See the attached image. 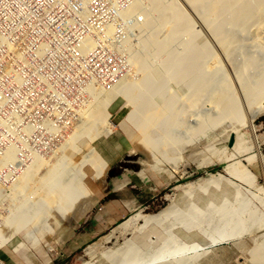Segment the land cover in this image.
Segmentation results:
<instances>
[{
    "label": "rangeland",
    "instance_id": "374dc122",
    "mask_svg": "<svg viewBox=\"0 0 264 264\" xmlns=\"http://www.w3.org/2000/svg\"><path fill=\"white\" fill-rule=\"evenodd\" d=\"M185 2L163 1L160 10L169 11L170 26L166 23L161 29L157 25L151 29L155 41L146 47L149 63L156 71L160 62L163 75L158 79V71L149 72L143 81V94L141 91L135 94L134 108L125 96L116 95L109 105L106 123L95 127L90 141L83 136L87 135V127L79 112L84 111L95 86L80 80L67 82L61 76L67 43L63 48L54 44L50 38L52 25L42 18L39 22L33 15V9L40 12L44 8L36 6L33 0H0V236L7 237H0L1 263L254 264L249 250L264 235V112L252 121L249 118L264 95V46L260 43L264 41V29L256 25L257 29L261 28L259 32L252 27L257 23L254 9L251 15L237 10L230 14L229 21L223 18L226 23L222 18L217 19V24L222 21L227 26L226 29L222 24L217 25L221 29L215 31H220L218 35L214 30L210 32L205 21L198 17L197 13L203 10ZM180 9L191 15L188 18L192 17L193 30L188 26L186 36L174 30L171 22ZM244 17L248 23L242 22ZM254 29L255 34H263L257 37ZM61 32L76 34L68 29ZM164 32L172 34L173 40L160 53L154 47ZM234 38L241 41L235 43ZM255 39H259L260 45ZM139 42L133 50L137 53L147 44L145 38ZM102 53L93 49L94 62L87 69L89 73H94L98 58L103 63ZM247 63L253 64L246 70L248 75L241 76L247 79L237 80L239 65ZM102 70L107 67L103 66ZM134 70L126 77H134ZM219 74L220 79H225L214 82ZM226 77L227 86L222 89ZM251 93L259 100L253 99ZM192 95L198 98L196 104ZM137 100L141 103L137 104ZM191 101L195 106H191ZM113 103L119 108L115 114L110 110ZM229 113L233 114L231 118ZM153 114L154 118L159 117L154 122ZM230 136L234 137L232 146L228 145ZM144 142L150 148L146 149ZM73 144L84 152L81 164L80 161L66 163L64 153ZM92 149L109 162L106 176L101 180L91 177L93 170L87 165ZM215 165L221 167L196 175L197 171ZM46 169L52 170L51 187L55 191L78 192L80 197L65 199L66 207L72 206V210L63 218L54 209L45 208L46 199L53 197L45 190L40 193L38 205H31L35 196L31 197L27 191L51 171ZM25 176L29 188L28 183L24 186L28 190H23L17 182ZM37 176L41 177L37 179ZM84 181L93 193L92 199L84 198L85 191L80 192ZM98 188L112 190L123 201L132 200L136 207L120 223L82 244L78 221L94 212ZM85 199L90 208L79 218L73 217ZM43 208L49 217L41 226L42 216L46 214H39ZM19 209H23L20 213L24 211L27 218L15 216ZM34 217H38L35 222ZM41 228L44 231H39ZM112 252L114 256L109 255Z\"/></svg>",
    "mask_w": 264,
    "mask_h": 264
},
{
    "label": "bare ground",
    "instance_id": "6f19581e",
    "mask_svg": "<svg viewBox=\"0 0 264 264\" xmlns=\"http://www.w3.org/2000/svg\"><path fill=\"white\" fill-rule=\"evenodd\" d=\"M163 1H165V0H136L135 1V3H134V5L132 6V8L130 9V11H133V12H142V14H143V17H142V20L139 22V21H136V28L138 29V31L136 32L137 33V35H136V42H135V45H128L127 46V51H128V56H129V64L131 65V71H130V73H132V71H133V68L135 69L134 71H136L135 72V76L134 77H131V78H129L130 76H132V75H130V76H128V77H123L121 80H119L117 83H115V84H112V85H110V86H105V87H99V88H97V89H94V90H92L90 93H89V98H88V101H87V103H86V105L84 106V111L82 110V113L81 112H79L80 114H82V117H83V121L85 122V124H86V133H87V135L86 134H83V136H85L88 140H90L91 139V137H90V135H92L93 134V131H94V129H95V127L98 125V124H103V123H106V118H107V116H108V108H109V105L111 104V102H112V100H113V98L116 96V95H121V96H125L126 98H127V100H128V102H129V104H133V102H134V99L135 98H137V97H135L136 95V93L138 92V91H141V95L143 94V86L145 85V84H143V81H144V78L146 77V76H148L149 75V72L150 73H152V72H154V73H156V71H158V73L160 74L159 76H157V78L158 79H160V77H161V75H163V74H161V71H162V67L163 66H161V64H160V62H159V68L158 69H156V71L154 70V68H153V65H150V63H149V53H148V51L146 50L147 48L146 47H148L149 46V44H153V42L155 41V38H154V32H151V29H152V27L153 26H155V25H157L158 26V29H161V27H163L164 25H166V23H168V21H167V16H168V14H169V11L168 10H166V11H164V12H161V10H160V5H161V3H163ZM187 3H189V6L190 5H192L193 4V6L195 7V9L197 8H200V10H203L201 13H200V11L197 13V14H199V16L198 17H201V19H203L204 21H205V23H206V25H207V27L210 29L209 31L210 32H212L213 30H214V33H217V32H215V31H217V30H221V29H217L216 28V26L217 25H220V24H222V26L224 25L223 24V22L222 21H224V19H226L227 18V20H228V18L229 17H231V15L230 14H232V13H235L237 10H239L241 13H243L244 11V13L243 14H245V15H247L248 14V12L250 13L251 12V10H253L254 9V11H252V13L253 12H255V14L254 15H256V17L257 18H255L254 17V20H256L255 22H257V23H255V25L254 26H252V27H255L256 29H257V27H256V25H260L259 27H262L263 29H264V0H185ZM185 2V3H186ZM193 7V8H194ZM182 8V7H181ZM185 9V8H184ZM184 9L182 10V9H180V12L176 15V16H174V19H172V21L171 22H173L172 24H173V28H174V30H176V31H178V33H180L181 35H183V36H186L188 33H187V27L189 26V27H191L190 26V24H191V20L190 19H192V17L190 18H188V15L189 16H191L190 14H187L186 15V13L184 12ZM196 9V10H197ZM242 9H243V11H242ZM194 10V9H193ZM192 10V11H193ZM185 11H187V10H185ZM239 13V12H238ZM250 15H251V13H250ZM236 16V15H235ZM233 17V16H232ZM239 17H241V15L239 16ZM249 17V16H248ZM252 17V16H251ZM220 18H222V19H220ZM224 18V19H223ZM235 18V17H234ZM238 18V17H237ZM217 19H220V20H222V21H220L218 24L216 23L217 22ZM232 19L233 18H230V22L232 21ZM241 19V18H240ZM247 20L249 19V18H246ZM200 20V19H199ZM237 20V19H236ZM245 20V17H244V19L242 18V22H246V21H244ZM229 21V20H228ZM227 21V25H230L231 26V23L230 22H228ZM170 22V23H171ZM201 22V21H200ZM225 22V21H224ZM237 21H235L234 20V23H236ZM226 23V22H225ZM228 23H230V24H228ZM232 23H233V21H232ZM238 23V22H237ZM241 23V22H240ZM246 23H248V22H246ZM245 23V24H246ZM251 22H249V24H250ZM242 24V23H241ZM168 25H169V23H168ZM196 26H197V24H195ZM205 25V24H204ZM170 26V25H169ZM234 26V25H233ZM233 26L232 27H230V29H232L233 28ZM237 26V25H236ZM238 26H239V23H238ZM238 26L237 27H235V28H238ZM246 26V25H245ZM245 26H243L244 28H245ZM193 27V26H192ZM191 27V29L193 30V28ZM199 27V26H198ZM221 27V26H220ZM227 27V26H226ZM225 27V25H224V28H226ZM229 27V26H228ZM243 27L241 28V29H243ZM248 27V26H247ZM246 27V28H247ZM197 28V27H196ZM222 28V27H221ZM223 28V29H224ZM240 28V27H239ZM167 29V28H166ZM207 29V28H206ZM216 29V30H215ZM222 29V30H223ZM227 29V28H226ZM225 29V30H226ZM13 30V29H12ZM164 30V29H163ZM162 30V31H163ZM191 30V31H192ZM199 30H200V28H199ZM224 30V31H225ZM249 30V29H248ZM257 30H260L259 32H261V28L259 29H257ZM161 31V30H160ZM190 30H189V32H191ZM243 31V30H242ZM241 31V32H242ZM245 31H247V30H245ZM168 32V31H167ZM193 32H196V31H193ZM209 32V33H210ZM251 32V31H250ZM253 32H254V34H255V29L253 30ZM262 32H264V31H262ZM203 33V32H202ZM213 33V34H214ZM219 33H220V31L217 33L218 35H219ZM244 33V35H245V32H243ZM258 33V32H257ZM167 34V33H166ZM165 34V32H164V35H160L161 37H163V38H158V40L155 42V47L154 48H158V50H160V53L161 52H163L168 46H170L169 45V41H171V39H172V34H170V35H166ZM197 34V33H196ZM248 34H249V32H248ZM252 34V33H251ZM259 34V33H258ZM258 34H255L257 37L260 35V34H263V33H260L259 35ZM193 35V34H192ZM215 35V34H214ZM222 35V34H221ZM225 36H226V34H224ZM264 35V34H263ZM235 36V38H238V36L237 35H234ZM237 36V37H236ZM251 36V35H250ZM262 36V35H261ZM218 37V36H217ZM227 38L229 37L228 35L226 36ZM226 37H225V39H226ZM249 37V36H248ZM263 37V36H262ZM144 39L145 38V40H146V42H147V44H146V46H143L142 45V52L141 53H137V52H135V51H133V50H135V48L134 47H136V45L138 46V43L137 42H139L140 41V39ZM220 38H222L221 36H220ZM234 38V39H235ZM261 38V37H260ZM259 38V39H260ZM229 39V38H228ZM227 39V40H228ZM259 39H255L256 41V43H259V41L257 42V40H259ZM173 40V39H172ZM230 40V39H229ZM236 40V41H235ZM234 41H235V43L237 42V40H238V42H240L241 41V39L239 40V39H235ZM247 40H249L248 38L246 39V40H244V41H247ZM223 41H224V39H223ZM232 42H233V40H231ZM263 40H261V42L260 43H263L261 46H264V41L262 42ZM243 42V41H242ZM85 43H86V40H85ZM140 43V42H139ZM254 44L255 45V47H257V45L258 44ZM260 43H259V45H260ZM87 44V43H86ZM86 44H85V46H86ZM221 44V43H220ZM251 44V43H250ZM231 45V44H230ZM248 45H249V43H248ZM152 47V46H151ZM254 47V46H253ZM137 48V47H136ZM258 48V47H257ZM259 48H260V46H259ZM264 48V47H263ZM155 50H157V49H155ZM215 52V51H214ZM176 53V52H175ZM217 53V52H216ZM215 53V54H216ZM179 54V53H178ZM264 54V53H263ZM150 55H152V54H150ZM176 55V54H175ZM186 55V54H185ZM174 58V57H173ZM216 58V57H215ZM256 58V57H255ZM181 59V58H180ZM183 59H185V58H183ZM217 59V58H216ZM218 59H220V58H218ZM257 59V58H256ZM221 60V59H220ZM220 60H219V62H220ZM151 62V61H150ZM218 62V63H219ZM222 62V61H221ZM216 63V62H215ZM218 63H216L217 65H219ZM206 65H207V63H205ZM212 65V64H211ZM215 65V64H214ZM253 64H251V63H247L246 65H239V68L238 69H240V71H238V73L236 74V75H238L239 76V79H237L238 78V76H237V80H245V79H247V76H246V78H241V76L243 77H245V75L248 73H246V70L248 69V70H250V68H251V66H252ZM181 67V66H180ZM244 67V68H243ZM172 68V67H171ZM171 68H170V71H171ZM193 68V67H192ZM215 68V67H214ZM221 68H222V66H220V71H222L221 70ZM152 69V70H151ZM188 69H189V67H188ZM194 69V68H193ZM241 69H242V71H241ZM149 70V71H148ZM151 70V71H150ZM187 70V69H186ZM165 71V70H164ZM198 71V70H197ZM217 71H218V69H217ZM163 72V71H162ZM214 72V71H213ZM218 73V72H217ZM225 73V72H224ZM224 73H222V75L224 74ZM244 73H246V74H244ZM241 74H243V75H241ZM171 75V74H170ZM218 75V74H217ZM222 75H220L219 74V78H216V79H214L213 81L215 82L217 79H220V76L222 77ZM248 75V74H247ZM215 76V75H214ZM205 77V76H204ZM211 77V76H210ZM162 79V78H161ZM222 79H225V78H221L220 80H222ZM227 77H226V83H224V86L222 87V89L223 88H225V84H226V86H227ZM231 80V79H230ZM240 80V81H241ZM259 80V79H258ZM263 80H264V78H263ZM223 81V80H222ZM224 81V82H225ZM229 81V80H228ZM81 82V81H80ZM213 82V83H214ZM144 83H145V81H144ZM228 83H231V82H228ZM123 84H125V88H123ZM209 84V83H208ZM207 84V85H208ZM218 84V83H217ZM222 84V83H221ZM220 84V85H221ZM242 84V83H241ZM241 84H240V90H241ZM244 84V83H243ZM256 84V83H255ZM261 84V83H260ZM92 85V84H91ZM214 85V84H213ZM219 85V84H218ZM219 85V86H220ZM232 85V84H231ZM87 86V85H86ZM203 86H205V82H204V85ZM215 86V85H214ZM228 86H229V84H228ZM248 86V85H247ZM246 86V87H247ZM251 85H249V87H250ZM253 86V85H252ZM211 87H213V86H211ZM257 87V86H256ZM259 87H260V85H259ZM215 88V87H214ZM252 88V87H251ZM203 89V88H202ZM201 89V90H202ZM228 89V88H227ZM253 89H254V87H253ZM82 90V89H81ZM206 90V89H205ZM205 90H203L204 92H207V94H208V92H209V90H207V91H205ZM226 90V89H225ZM260 90V89H259ZM258 90V91H259ZM262 90V89H261ZM261 90H260V93H261ZM87 91V90H86ZM211 91V90H210ZM219 91V90H218ZM231 92H232V90H230ZM249 91H251V90H249ZM254 91H255V89H254ZM254 91H253V93H254ZM216 92H217V89H216ZM216 92L214 91V93L216 94ZM225 92V91H224ZM256 92V91H255ZM94 93V94H93ZM210 93V92H209ZM227 93H228V91H227ZM259 93V92H258ZM257 93V94H258ZM79 94V93H78ZM196 94V93H195ZM202 94H205V93H202ZM211 94H213V93H211ZM231 94V93H230ZM214 95V94H213ZM224 95V94H223ZM254 95H255V93H254ZM254 95H252V93H251V95L250 96H254ZM260 95V94H259ZM263 95V94H262ZM262 95H260V97L262 96ZM193 96V95H192ZM195 96V95H194ZM194 96H193V101H194V103L196 104L198 101H197V97L196 98H194ZM221 96H222V94H221ZM225 96V95H224ZM232 96V95H231ZM237 95H234V97H236ZM250 96H248L249 98H250ZM230 97V96H229ZM245 97H247V95L245 96ZM247 97V98H248ZM255 97L256 96H254V98L253 99H255ZM258 97V96H257ZM256 97V99H258ZM93 98V99H92ZM218 98V97H217ZM227 98H228V96H227ZM237 98V97H236ZM139 99V98H138ZM144 99V98H143ZM143 99L141 98V99H139L140 101H143ZM221 99H223V98H221ZM225 99V98H224ZM232 99H233V97H232ZM235 99V98H234ZM76 100V99H75ZM250 100V99H249ZM259 100V99H258ZM85 101V100H84ZM140 101H136L137 102V104H138V102H139V104L141 103ZM234 101H237V100H234ZM234 101H231V102H233V104H235L234 103ZM165 102V101H164ZM251 102V101H250ZM82 103V102H81ZM190 103H192V107L193 106H195L194 105V103L191 101ZM223 103V102H222ZM249 102L247 101V104H248ZM134 104H135V102H134ZM228 104V103H227ZM257 105H258V107L256 108V110L254 109V112L251 114V116H250V120L252 121L253 119H254V117L256 116V115H258L260 112H264V95L260 98V100L256 103ZM255 104V105H256ZM133 106V105H132ZM248 106V105H247ZM135 106H133L132 108H134ZM137 107H138V105H137ZM256 107V106H255ZM80 108H81V105H80ZM80 108H78V109H80ZM238 108V107H237ZM175 109V108H174ZM228 109V108H227ZM239 109V108H238ZM241 109V108H240ZM74 110V109H73ZM229 110V109H228ZM75 111V110H74ZM76 112V111H75ZM175 113V112H174ZM90 115V116H89ZM154 115L155 114H153L152 115V117H153V119H152V122H154L153 120L156 118V117H158V115L157 116H155V118H154ZM79 116H81V115H79ZM214 116V115H213ZM231 116H233V114L231 113H229V116L228 117H230L231 118ZM246 116V115H245ZM177 117V116H176ZM227 117V116H226ZM159 118V117H158ZM234 118V117H233ZM242 118H244V117H242ZM219 119V118H218ZM217 119V120H218ZM150 120V119H149ZM159 120V119H158ZM109 121V120H108ZM155 121H157V119L155 120ZM212 121H213V119H212ZM211 121V122H212ZM222 121V120H221ZM223 121H224V119H223ZM232 121V120H231ZM214 122V121H213ZM108 123V122H107ZM110 123V122H109ZM220 123V122H219ZM218 123V124H219ZM250 123V122H249ZM175 125H176V123H174ZM182 124H183V122H182ZM235 124V123H234ZM237 125V124H236ZM239 126V125H238ZM97 127H100V125L99 126H97ZM182 127H184L183 125H182ZM237 127V126H236ZM252 127V126H251ZM147 135V134H146ZM141 136V135H140ZM149 137V136H148ZM141 138V137H140ZM143 139H141V141H142ZM91 141V140H90ZM89 141V142H90ZM139 141V140H138ZM146 141V140H145ZM167 141V140H166ZM164 142V141H163ZM139 143H140V141H139ZM138 144V143H137ZM141 145H142V142L140 143ZM74 145V147L72 148V146H71V149H66V152L64 153V158L66 159V163H71V162H74V163H76L75 161H80V163L79 164H81V161L83 162V159H84V152H83V150H82V148H78L75 144H73ZM147 143L146 142H144L143 143V146L147 149V148H150V147H147ZM166 145V144H165ZM149 146V145H148ZM164 146V145H163ZM162 146V147H163ZM143 147V148H144ZM92 151H93V153H92V156H91V158L89 159V161H88V163H87V165H89L91 168H92V170H93V173H92V175H91V177L92 178H94V179H97V178H99L100 180H101V178L103 179V177L104 176H106L105 174H106V169H107V167H108V161L106 160V159H104L103 158V156H101V154L98 152V151H96L95 149H92ZM145 151H147V150H145ZM144 151V152H145ZM148 151H152V150H148ZM80 154L79 155V157L78 158H76L75 159V156H76V154ZM146 153V152H145ZM150 153V152H149ZM6 154V153H5ZM9 155H10V153H8ZM168 154V153H167ZM151 155V154H150ZM6 156V155H5ZM8 158L7 159H9L10 160V158H9V156H7ZM6 158V157H5ZM154 159V158H153ZM60 160V159H59ZM62 160H64V159H62ZM65 161V160H64ZM69 165V164H68ZM71 166H73L72 164H70ZM77 165V164H76ZM47 166V165H46ZM50 166V165H49ZM46 168V167H45ZM48 168V167H47ZM47 170V169H46ZM45 170V171H46ZM49 170H51V169H49ZM49 170H47V171H49ZM29 171V170H28ZM28 171H26V172H28ZM46 171V172H47ZM26 172H24V173H26ZM30 172H32V171H30ZM29 172V173H30ZM142 172V171H141ZM28 173V174H29ZM44 173V172H43ZM45 174H47V173H45ZM44 174V177H42L41 179H40V181L39 180H37L36 181V179L34 180V181H36V185L34 184L33 185V187H31V189H30V191L28 192L27 191V193H29L28 195H31V197H34L35 196V198L33 199V200H31L32 202L31 203H33V204H31V205H38V202H39V198H40V193L43 191V190H45L46 192H49L50 194L52 193V195H53V197L52 198H49V199H46V201H45V208H49L48 210H52V209H54L55 211H57L59 214H61V216H62V218L66 215V213L67 212H70L72 209V206H69V208H67L66 207V205H65V199H67V198H70V199H72V200H74V199H76V200H78V198H80V197H78V192L77 193H68L67 191H65V190H60V191H55L52 187H51V180H52V170L50 171V172H48V174L47 175H45ZM143 174V173H142ZM33 175V174H32ZM29 176H30V174H29ZM38 177V176H37ZM36 177V178H37ZM39 177H41V176H39ZM39 177L37 178V179H39ZM87 177V172L85 171V173H84V180H85V178ZM72 179V178H71ZM29 180H30V178H29ZM28 180H27V176H25L23 179H21L20 178V181H17V182H19V184H18V186H22V189L24 188L25 190L27 189V187L29 188V183L27 182ZM17 182H15L16 183V185H17ZM33 182V181H32ZM28 183V184H27ZM28 185L26 188H25V186L24 185ZM31 185V184H30ZM119 185V184H118ZM17 187V186H16ZM117 187V186H116ZM14 188H15V185H14ZM13 188V189H14ZM11 189V188H10ZM12 189V191H15V190H13ZM18 189H19V187H18ZM23 189V190H24ZM28 190V189H27ZM83 191H85V194H84V198H93V193H92V191L90 190V188L86 185V183H85V181H84V184H83V186H82V188L80 189V192H81V194H82V192ZM16 192V191H15ZM12 193V192H11ZM1 197V196H0ZM30 197V198H31ZM55 198H56V202L54 201L55 200ZM21 204H22V202H20ZM20 204V205H21ZM28 204V203H27ZM90 203L88 202V200L86 201V199L84 200V202H83V204H82V206L73 214V217L74 216H76V218H79L82 214H84L89 208H90V205H89ZM11 205V204H10ZM13 205H15V204H13ZM9 207V206H8ZM13 207V206H12ZM11 207V208H12ZM20 207V206H19ZM18 206H17V208H19ZM24 207H25V205H24ZM21 208V207H20ZM23 208V207H22ZM24 210H25V208H23ZM22 209V210H23ZM7 210V209H6ZM12 210V209H11ZM11 210H10V212H11ZM16 209H15V207H14V211H15ZM21 209H19V211L17 212V213H19V214H16L15 216H17L18 215V217L20 218V216L22 215V217L20 218V219H22L23 218V212L22 213H20L21 211H22ZM54 212V211H53ZM11 213H13V212H11ZM44 213H46V214H44ZM39 214L41 215V214H44L43 216H42V218H44L43 220H42V224L44 223V220L46 219H48V212L46 211L45 212V209L43 208V209H41L40 211H39ZM68 214V213H67ZM139 214H141V212L140 213H137V214H135V216L134 217H137V216H139ZM50 215V214H49ZM7 216H9V215H7ZM24 217H26V215L24 216ZM151 217H152V215H151ZM157 217V216H156ZM27 218V217H26ZM37 218L38 217H34L33 219H32V221L33 222H35V220H37ZM153 218H154V216H153ZM152 218V219H153ZM158 218H160V217H158ZM6 219V221H7V217L5 218ZM157 219V218H156ZM29 220H31V219H29ZM40 220V221H41ZM146 220V219H145ZM150 220V219H149ZM21 220H18V222H20ZM26 221V220H25ZM132 221H133V219H132ZM18 222H17V224H18ZM21 222H23V220L21 221ZM46 222V221H45ZM158 222V221H157ZM8 225H9V223L8 222H6ZM26 223V222H25ZM16 224V225H17ZM34 224V223H33ZM32 224V225H33ZM45 225H47L46 223H45ZM49 225V224H48ZM41 226H44V224L43 225H41ZM47 227V226H46ZM50 228V227H49ZM8 229V228H7ZM17 229V228H16ZM44 228H41V229H39V231L40 230H43ZM47 229V228H46ZM18 230V229H17ZM51 230V229H50ZM12 231V230H11ZM44 231V230H43ZM240 231V230H239ZM242 231V230H241ZM42 233V232H41ZM226 235V234H225ZM6 236V235H5ZM264 236V235H263ZM262 236V240H260V241H255V242H253L254 244H253V246L250 248V259L252 260V263H254V264H264V237ZM1 238L3 237V235L2 236H0ZM3 238H7V237H3ZM8 238H9V236H8ZM107 238V237H106ZM215 238H217V237H215ZM256 238V237H255ZM111 239V238H110ZM109 240V239H108ZM6 242H9V239H7V241ZM105 242H106V240H105ZM93 245V244H92ZM92 245H90V246H92ZM127 245V244H126ZM125 245V246H126ZM17 247V246H16ZM16 247H14L13 249H15ZM92 251V250H91ZM248 251V252H249ZM114 252H112L111 254H109L110 256L113 254ZM115 253H116V251H115ZM115 254H113V256H114ZM105 256V255H104ZM107 259V258H106ZM0 264H3V263H1L0 262ZM82 264H88V263H82Z\"/></svg>",
    "mask_w": 264,
    "mask_h": 264
},
{
    "label": "built area",
    "instance_id": "2783aa9c",
    "mask_svg": "<svg viewBox=\"0 0 264 264\" xmlns=\"http://www.w3.org/2000/svg\"><path fill=\"white\" fill-rule=\"evenodd\" d=\"M110 1V4H109ZM136 0H33L44 10L33 12L52 25L51 41L59 48L66 44V56L62 60L61 76L67 82L83 80L99 87L117 83L131 71L128 45H135L142 12L130 11ZM62 29L76 34L62 33ZM87 38V47L85 39ZM93 49L101 50L103 63L98 60L94 73H89L93 64ZM64 66V70H63ZM107 70H102V67Z\"/></svg>",
    "mask_w": 264,
    "mask_h": 264
},
{
    "label": "crops",
    "instance_id": "0c3cea01",
    "mask_svg": "<svg viewBox=\"0 0 264 264\" xmlns=\"http://www.w3.org/2000/svg\"><path fill=\"white\" fill-rule=\"evenodd\" d=\"M117 106L113 103L110 107L114 114L119 111ZM95 195L94 212L82 216L78 221L83 237L80 238L82 244L96 239L103 232L120 223L136 207L132 200L123 201L112 190L98 188L95 189Z\"/></svg>",
    "mask_w": 264,
    "mask_h": 264
},
{
    "label": "trees",
    "instance_id": "16d2710c",
    "mask_svg": "<svg viewBox=\"0 0 264 264\" xmlns=\"http://www.w3.org/2000/svg\"><path fill=\"white\" fill-rule=\"evenodd\" d=\"M220 167H221V165H215V166L209 167L207 169H201V170L196 172V175H201V174L205 173L206 171H214Z\"/></svg>",
    "mask_w": 264,
    "mask_h": 264
},
{
    "label": "water",
    "instance_id": "95a60500",
    "mask_svg": "<svg viewBox=\"0 0 264 264\" xmlns=\"http://www.w3.org/2000/svg\"><path fill=\"white\" fill-rule=\"evenodd\" d=\"M233 142H234V137L230 136L229 139H228V145L232 146Z\"/></svg>",
    "mask_w": 264,
    "mask_h": 264
}]
</instances>
